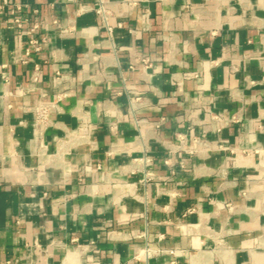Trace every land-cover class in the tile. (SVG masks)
<instances>
[{
  "label": "crops",
  "instance_id": "1",
  "mask_svg": "<svg viewBox=\"0 0 264 264\" xmlns=\"http://www.w3.org/2000/svg\"><path fill=\"white\" fill-rule=\"evenodd\" d=\"M2 1L0 264H264V0Z\"/></svg>",
  "mask_w": 264,
  "mask_h": 264
},
{
  "label": "built area",
  "instance_id": "2",
  "mask_svg": "<svg viewBox=\"0 0 264 264\" xmlns=\"http://www.w3.org/2000/svg\"><path fill=\"white\" fill-rule=\"evenodd\" d=\"M7 5H9L8 0H3L2 3H1V6H7ZM20 8H21V6L19 4L10 5V11L13 14L15 13V11L20 10ZM94 11L98 15V17L100 18L102 27H104L107 30L108 34L111 35V32H112L113 28L109 24V21H108V19H109V11L105 8V6L103 5V2L101 0H99V5L96 8H94ZM11 24L15 25V26H18V27L22 26V22L17 17L14 18V20H13V22ZM37 26L38 25L34 24V22H33V24L27 29V34L29 36L28 44L33 50L40 49V42L36 38H34V30H36ZM118 26H121V23H119ZM66 32H68V29H63L62 30V33H66ZM21 60L23 62H27L29 59L28 58H21ZM136 63H139L141 65L142 69L151 68L152 65H153L152 60H151L150 57H148V56H138V55L136 56V55L131 54L129 69L133 70L135 68V66H136ZM37 70H38V65L34 64V71L33 72H35V74H36ZM35 74H34V76H35ZM231 120L237 122L240 119L238 117H236V116H232ZM141 160L144 163L150 164V158L147 157V156H144L143 158H141ZM88 249H89L88 247L82 248L83 251H86ZM151 252H152L151 249L148 246H146L143 249H141V252L139 254H143L145 256H148V255L151 254ZM88 264H101V263L97 262V261H94V262H90Z\"/></svg>",
  "mask_w": 264,
  "mask_h": 264
}]
</instances>
